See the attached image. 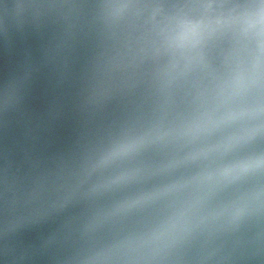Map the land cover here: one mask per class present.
Listing matches in <instances>:
<instances>
[{
	"label": "water",
	"instance_id": "water-1",
	"mask_svg": "<svg viewBox=\"0 0 264 264\" xmlns=\"http://www.w3.org/2000/svg\"><path fill=\"white\" fill-rule=\"evenodd\" d=\"M0 264H264V0H0Z\"/></svg>",
	"mask_w": 264,
	"mask_h": 264
}]
</instances>
